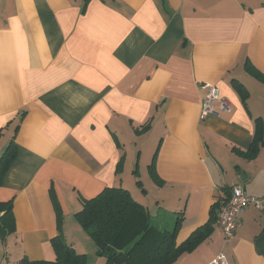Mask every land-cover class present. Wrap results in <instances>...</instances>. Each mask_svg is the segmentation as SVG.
Listing matches in <instances>:
<instances>
[{"label":"crops","instance_id":"0c3cea01","mask_svg":"<svg viewBox=\"0 0 264 264\" xmlns=\"http://www.w3.org/2000/svg\"><path fill=\"white\" fill-rule=\"evenodd\" d=\"M202 82L231 110L201 118ZM258 119L264 0H0V152L17 146L0 185L16 223L0 235V264L55 260L59 233L105 264L75 214L111 186L152 219L171 213L159 228L182 216L178 243L215 217L173 264L221 250L230 264H264V209L249 204L227 241L213 213L236 184L264 203V144L240 152Z\"/></svg>","mask_w":264,"mask_h":264},{"label":"trees","instance_id":"16d2710c","mask_svg":"<svg viewBox=\"0 0 264 264\" xmlns=\"http://www.w3.org/2000/svg\"><path fill=\"white\" fill-rule=\"evenodd\" d=\"M262 144L264 126L258 119L251 146L240 152L254 158ZM16 156L17 146L12 138L0 156V185ZM53 198L58 206L55 196ZM221 204L217 209L216 206L213 208L216 217ZM75 216L97 244L98 255L105 258V264H173L210 235L215 219L212 217L211 221L195 229L187 240L178 243L177 232L183 217H178L172 229L159 228L152 223L149 209L121 186L107 187L93 198L84 200L82 209ZM15 228L13 201H0V235L5 237ZM52 244L57 255L55 260L29 261L24 258L21 264H87L88 255L77 252L62 233L52 239Z\"/></svg>","mask_w":264,"mask_h":264},{"label":"built area","instance_id":"2783aa9c","mask_svg":"<svg viewBox=\"0 0 264 264\" xmlns=\"http://www.w3.org/2000/svg\"><path fill=\"white\" fill-rule=\"evenodd\" d=\"M201 87L206 90L201 109V118H206L209 114L219 115L220 111H230L231 102L221 95L218 86L202 82ZM255 204L257 208L264 209L263 200L248 194L241 185H233L231 196L222 202L217 211V218L221 225L225 241L234 237L240 225L239 215L249 204ZM207 264H230L225 252L219 251L217 255Z\"/></svg>","mask_w":264,"mask_h":264},{"label":"rangeland","instance_id":"374dc122","mask_svg":"<svg viewBox=\"0 0 264 264\" xmlns=\"http://www.w3.org/2000/svg\"><path fill=\"white\" fill-rule=\"evenodd\" d=\"M7 139H8V137L6 138V140H7ZM6 143H7V142H6ZM7 145H8V144H7ZM7 145H6V146H7ZM6 146H5V148H6ZM5 148H4V149H5ZM4 149H3V151H4ZM3 151H2V152H3ZM2 152H0V156H1ZM169 216H173V215H172L171 213H169V212H165V211H163V212L161 213V215H160L158 218H156L157 216H156V214L154 213V218L152 219V223H153V224L158 223L157 220H158V221H159V220H168V217H169ZM155 219H156V220H155ZM85 231H86V230H85ZM86 232H87V231H86ZM87 233H88V232H87ZM66 240H67V239H66ZM92 240H93V239H92ZM93 242H95V241L93 240ZM94 244H95V246H97L96 243H94ZM76 245H77V248L73 245V246L75 247L76 251L79 252V253L82 252L83 247L85 246V244H83V243H81V242H79V243L77 242Z\"/></svg>","mask_w":264,"mask_h":264},{"label":"water","instance_id":"95a60500","mask_svg":"<svg viewBox=\"0 0 264 264\" xmlns=\"http://www.w3.org/2000/svg\"><path fill=\"white\" fill-rule=\"evenodd\" d=\"M241 179L244 180V174L241 175Z\"/></svg>","mask_w":264,"mask_h":264}]
</instances>
